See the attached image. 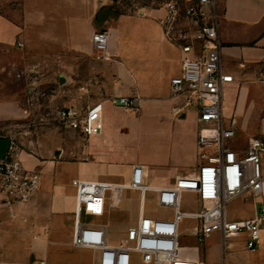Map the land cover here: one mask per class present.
<instances>
[{"label": "crops", "instance_id": "obj_1", "mask_svg": "<svg viewBox=\"0 0 264 264\" xmlns=\"http://www.w3.org/2000/svg\"><path fill=\"white\" fill-rule=\"evenodd\" d=\"M217 2L222 64L234 76L223 87L222 116L226 124L235 121L231 144L242 153L250 138L264 142V0ZM10 6V13L0 8V126L7 119L26 118L21 92L41 84L46 99L59 96L62 106L102 105V132L80 137L74 148H60L57 154L63 156L60 171L72 175L69 207L62 203L63 183L55 162L21 155L26 168L42 173L29 201L48 218L38 229L68 215L72 207L75 212V179L124 183L133 165L141 164L147 185L158 189L197 171L198 108L187 103L186 94L171 89V79L181 73L182 52L158 23L164 4L145 5L133 13L117 12L112 0H11ZM98 30L108 32L107 59H97L92 45ZM54 84L59 95L51 94ZM120 97H136L138 108L115 103ZM134 136L143 142L139 155L132 151ZM262 159L264 170V152ZM241 202L253 217L257 199ZM69 237L64 244L72 248ZM239 252L242 264H264V239L256 251L243 243Z\"/></svg>", "mask_w": 264, "mask_h": 264}, {"label": "built area", "instance_id": "obj_2", "mask_svg": "<svg viewBox=\"0 0 264 264\" xmlns=\"http://www.w3.org/2000/svg\"><path fill=\"white\" fill-rule=\"evenodd\" d=\"M164 11L158 23L165 37L182 52L181 73L171 79L172 92L186 94L187 103L198 108V169L193 175L177 178L172 186L158 189L147 185L141 164L133 165L130 180L124 183L73 180L76 205L71 243L73 248L90 250L92 264H208L201 255L189 254L182 246L181 225L185 218L195 221L190 233L198 243L214 233L221 236L224 258L229 239L244 236V246L250 252L259 249L264 239V142L250 138L244 152L236 151L231 144L236 136L235 121L226 124L223 120V87L234 76L222 64L218 2L167 0ZM108 42L107 31L93 34L92 45L98 59L108 58ZM114 102L138 108L136 97H120ZM55 119L85 140L103 130L101 103L57 107ZM4 138L10 140V146L0 158V195L9 204L27 203L41 184V170L25 167L11 131L0 126V139ZM127 190L140 193L138 219L127 228L119 243H112L107 223L83 218L101 219L109 215L121 205ZM149 192L156 194L158 206L173 211L171 217L152 218L144 214ZM184 193L195 195L198 211L181 210ZM249 197L260 200V211L257 209L253 217H230L228 206ZM34 264L48 263L40 260Z\"/></svg>", "mask_w": 264, "mask_h": 264}, {"label": "rangeland", "instance_id": "obj_3", "mask_svg": "<svg viewBox=\"0 0 264 264\" xmlns=\"http://www.w3.org/2000/svg\"><path fill=\"white\" fill-rule=\"evenodd\" d=\"M117 12L133 13L140 12L145 5L161 7L167 0H112ZM11 0H0V8L5 12L11 11ZM97 57V56H96ZM98 59V58H97ZM7 93L13 92L7 90ZM47 89L41 84L37 89L23 91L22 96L26 105L22 106L27 110L24 119H7L2 125L7 129L15 131L12 133L16 147L20 154L39 158L42 162L53 160L57 167L61 186L62 203L65 208L69 207L68 182L72 178L70 172L60 171L58 162L63 159L58 157L60 148H74L77 140L82 138L74 137L71 132L65 129L55 119V109L62 106L58 103L59 96L46 99ZM59 85L54 84L51 88L52 95H59ZM31 100V101H30ZM80 138V139H79ZM83 141V140H82ZM143 142L139 137L134 136L131 147L134 154L139 155ZM58 165V166H57ZM42 168V166H40ZM128 182V181H127ZM66 196V197H65ZM195 195L183 194L181 210L187 213L198 211V204L194 200ZM258 210L260 211V200L257 199ZM37 208V207H36ZM140 210V193L135 190L123 192L122 202L118 208H113L109 215L99 219L85 216L86 221H102L109 225L110 241L119 243L125 236L129 226L136 223ZM229 216L234 218L248 217V211L243 206L241 199H237L228 206ZM0 261L4 264H34L45 260L48 264H92L93 253L90 250L70 248L64 242L70 240L73 231L74 207L69 214L59 218L57 222L48 224L43 229L39 225L48 220L36 211L31 202L7 203L0 198ZM144 214L152 218H169L173 211L160 207L156 204L153 194H147L144 203ZM69 216V218H67ZM195 221L185 218L182 225L181 244L186 247V252L192 255H201L208 264H242L244 236L229 239L227 242L226 255L224 258L222 239L218 233L198 243L191 236V228ZM69 234V236H68ZM235 253V255H234ZM23 262V263H21Z\"/></svg>", "mask_w": 264, "mask_h": 264}, {"label": "water", "instance_id": "obj_4", "mask_svg": "<svg viewBox=\"0 0 264 264\" xmlns=\"http://www.w3.org/2000/svg\"><path fill=\"white\" fill-rule=\"evenodd\" d=\"M10 146V140L8 138L0 139V158L4 157Z\"/></svg>", "mask_w": 264, "mask_h": 264}, {"label": "bare ground", "instance_id": "obj_5", "mask_svg": "<svg viewBox=\"0 0 264 264\" xmlns=\"http://www.w3.org/2000/svg\"><path fill=\"white\" fill-rule=\"evenodd\" d=\"M158 188V187H157ZM136 191V190H135ZM84 250H88V249H84Z\"/></svg>", "mask_w": 264, "mask_h": 264}]
</instances>
